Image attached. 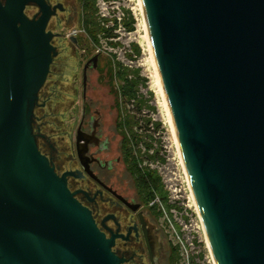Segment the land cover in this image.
Listing matches in <instances>:
<instances>
[{
  "label": "water",
  "instance_id": "95a60500",
  "mask_svg": "<svg viewBox=\"0 0 264 264\" xmlns=\"http://www.w3.org/2000/svg\"><path fill=\"white\" fill-rule=\"evenodd\" d=\"M29 2L41 6L39 19L25 14ZM144 4L215 259L264 264V0ZM51 14L45 0H0V264H121L34 133L57 54Z\"/></svg>",
  "mask_w": 264,
  "mask_h": 264
},
{
  "label": "flooded vegetation",
  "instance_id": "af4514ba",
  "mask_svg": "<svg viewBox=\"0 0 264 264\" xmlns=\"http://www.w3.org/2000/svg\"><path fill=\"white\" fill-rule=\"evenodd\" d=\"M7 1L1 0L4 5ZM45 1L52 10L46 30L53 34L52 44L57 54L33 112L39 148L56 171L61 176L66 175L69 189L92 212L99 228L108 238L114 239L113 250L122 260L121 264H175V251L168 252L159 222L161 211L154 200L151 202V155L147 159L138 151L134 126L124 116L121 85L110 84L119 78V73L102 71L99 53L85 60L73 83L72 94L59 89L63 73L62 70L56 72L57 88L53 92L57 99L61 96L64 103L69 101L72 109L70 132L56 140L42 130L46 115L39 114L48 105V97L43 99L44 87L53 63L60 56L57 43H61L57 40L81 45L78 37L81 30L69 34L57 29L75 22L83 13L79 0L78 3L76 0ZM25 14L37 20L43 11L38 3L29 2ZM103 82L107 90L101 85Z\"/></svg>",
  "mask_w": 264,
  "mask_h": 264
},
{
  "label": "rangeland",
  "instance_id": "374dc122",
  "mask_svg": "<svg viewBox=\"0 0 264 264\" xmlns=\"http://www.w3.org/2000/svg\"><path fill=\"white\" fill-rule=\"evenodd\" d=\"M79 1L82 2L80 11L83 12L80 17L57 29L69 34L81 30L78 35L81 45L78 47L61 40H57L61 44L56 42L60 56L53 63L51 75L44 87L43 99L48 97V105L39 114L46 115L43 132L56 140L70 132L72 109L69 101L66 97L67 102L64 103L62 97L57 99L53 92L57 88L56 72L62 70L63 73L59 89L72 94L73 83L83 69L85 60L99 53L102 71L109 70L115 74L121 70L134 84L136 96L123 98L124 116L129 120L134 116L132 122L136 143L147 159L149 155L153 156L151 168L157 171L163 183L162 192L167 193V198L163 200L155 188L151 202L154 200L161 211L159 222L165 233L168 252L175 251L173 261L175 264H217L159 84L140 0H91L89 4L94 14L91 19L96 21L95 24L88 22L84 1ZM108 28H113L110 36L105 32ZM65 39L68 40L67 37ZM114 80L116 82L110 81V84L122 85L126 82L122 77ZM101 85L107 90L105 82ZM147 159L146 164L149 163Z\"/></svg>",
  "mask_w": 264,
  "mask_h": 264
},
{
  "label": "trees",
  "instance_id": "16d2710c",
  "mask_svg": "<svg viewBox=\"0 0 264 264\" xmlns=\"http://www.w3.org/2000/svg\"><path fill=\"white\" fill-rule=\"evenodd\" d=\"M89 2L91 3V0H88V1L85 0V3H84L85 15L87 16L86 18H88V22L89 23L91 22V23L95 24L96 21H94V20L91 19V17L93 18V15L94 14H93V11L91 10L92 6L89 4ZM112 30H113V28H108V29L105 30V32L107 34H109V36H110ZM100 31H102V28H100ZM117 72L119 73V74H117L118 77L119 78L122 77L126 81L124 84L121 85V88H122V97L123 98H133V97H135L136 96V93H135L134 84L133 83H130V81L128 80V78L125 77V75H123V73H122L121 70H119ZM133 119H134V116L131 119V121H133ZM132 124H133V122H132ZM131 128H132V126H131ZM138 151L141 153V149H139ZM151 158H153L152 155H151ZM162 185H163V183L161 182V179H160L157 171L151 168V199H153L154 196H155L154 191H153L155 188H156L155 190H158V192L162 196V199L163 200H165L167 198V193L166 192H162Z\"/></svg>",
  "mask_w": 264,
  "mask_h": 264
},
{
  "label": "bare ground",
  "instance_id": "6f19581e",
  "mask_svg": "<svg viewBox=\"0 0 264 264\" xmlns=\"http://www.w3.org/2000/svg\"><path fill=\"white\" fill-rule=\"evenodd\" d=\"M140 4L142 5V9H143V13L145 14V19H146V30H147V36H148V40H149V43H150V49L153 51V53H154V50H153V46H152V42H151V37H150V33H149V28H148V22H147V11H146V8H145V4H144V0H140ZM153 57H154V62H155V64H156V60H155V55L153 54ZM156 68H157V75H158V78H159V84H160V87H161V90H162V92H163V94H164V97H165V93H164V88H163V84H162V81H161V78H160V75H159V71H158V67H157V64H156ZM165 100H166V97H165ZM166 103H167V100H166ZM167 107H168V104H167ZM168 109H169V107H168ZM169 114H170V111H169ZM170 119H171V122H172V118H171V114H170ZM172 124V123H171ZM174 130H175V128H174ZM175 134H176V138H177V133H176V131H175ZM177 140V143H178V147L181 149V147H180V144H179V141H178V138L176 139ZM182 151V150H181ZM181 155H182V157H183V154L181 153ZM183 163L185 164V161H184V158H183ZM185 166V168H186V165H184ZM187 171V170H186ZM190 177V176H189ZM191 180V179H190ZM192 184V183H191ZM191 187H192V190H193V194H194V196H195V199H196V194H195V191H194V187H193V185H191ZM196 202H197V199H196ZM198 204V203H197ZM200 210V209H199ZM201 212V211H200ZM202 215V214H201ZM203 218V217H202ZM203 221H204V219H203ZM204 223H205V221H204ZM206 227V226H205ZM206 231H207V237H208V242H209V244H210V247H211V249H212V245H211V241H210V238H209V234H208V230H207V228H206ZM212 251H213V249H212ZM217 263V262H216ZM218 264V263H217Z\"/></svg>",
  "mask_w": 264,
  "mask_h": 264
}]
</instances>
